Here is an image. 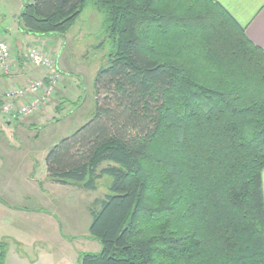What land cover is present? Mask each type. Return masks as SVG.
Returning <instances> with one entry per match:
<instances>
[{"label":"trees","instance_id":"obj_1","mask_svg":"<svg viewBox=\"0 0 264 264\" xmlns=\"http://www.w3.org/2000/svg\"><path fill=\"white\" fill-rule=\"evenodd\" d=\"M23 1L22 32L65 39L90 4L111 45L44 159L56 185L111 178L76 264H264V51L214 0Z\"/></svg>","mask_w":264,"mask_h":264},{"label":"rangeland","instance_id":"obj_2","mask_svg":"<svg viewBox=\"0 0 264 264\" xmlns=\"http://www.w3.org/2000/svg\"><path fill=\"white\" fill-rule=\"evenodd\" d=\"M10 35L12 36L8 41H13L16 34ZM37 38L49 40L50 37ZM51 38L52 40L48 41L51 45L45 42L46 46L37 47L38 44H33L24 50L26 52L30 48H37L44 56L56 62L57 55L53 43L61 40L59 68L63 74L60 71L57 85L38 111L30 116L16 119L19 122L26 121L27 124L31 118L41 114L39 125L29 127L28 124L15 123L16 126L11 131L13 137L9 141L15 147L13 150L16 151L10 153L6 142L2 139L1 155L9 162L24 163L33 160L32 162L37 164L41 161L44 151L47 154L60 140L69 137L87 123L94 113V81L98 71L106 66L108 55L111 52V45L104 32L103 16L88 4L65 39ZM25 69L27 74L32 76L31 79L43 78L38 69L30 65ZM65 79L70 80L72 84ZM63 82L69 85L67 97L62 88ZM110 184L111 178L104 176L98 181L95 191L82 190L76 186L48 187V193L44 197L46 198L44 206L61 223V237L66 240L68 259L77 257L79 252L98 253L100 251L99 244L88 239V229L91 223L90 209L96 200L105 199L109 194ZM6 203L12 202L6 200ZM22 204L28 207L34 205V202L25 201ZM48 236L53 241L51 230Z\"/></svg>","mask_w":264,"mask_h":264},{"label":"crops","instance_id":"obj_3","mask_svg":"<svg viewBox=\"0 0 264 264\" xmlns=\"http://www.w3.org/2000/svg\"><path fill=\"white\" fill-rule=\"evenodd\" d=\"M214 1L244 30L246 38L264 51V0ZM23 5V0H0V34L10 46L13 65L11 75L0 72V107L2 95L7 89L13 86H25L32 80V76L30 77L25 69L29 63L24 57V49L33 44H38L37 47L46 46L45 42L49 44L48 41L52 40L51 37L46 40L28 35L19 29L18 18ZM12 33L16 34L15 38L13 41H8ZM59 43L61 40L53 43V47L57 55L54 72L60 76L62 71L59 68L61 49ZM39 71L42 79H47L49 75ZM65 81L72 84L70 80L65 79ZM68 87L69 85L63 82L65 97L69 95ZM40 117L41 114H37L31 118L27 122L29 127L39 125ZM15 123L27 125L26 121L19 122L16 118L5 116L0 112V243L6 246L4 264H76L78 256L69 258L70 260L66 257V240L61 237L62 226L59 219L44 206L48 187L54 188L56 185L46 178L45 151L41 161L37 160L39 161L37 164L32 162L33 160L24 163L9 162L1 155L2 139L6 142L10 153L16 151L9 141L13 137L11 131L15 128ZM261 188L264 202V167L261 172ZM6 200L12 203H6ZM25 201H32L34 205L25 207L22 204ZM49 230L53 241L48 236Z\"/></svg>","mask_w":264,"mask_h":264},{"label":"built area","instance_id":"obj_4","mask_svg":"<svg viewBox=\"0 0 264 264\" xmlns=\"http://www.w3.org/2000/svg\"><path fill=\"white\" fill-rule=\"evenodd\" d=\"M24 57L31 67L49 76L47 79H32L22 87L13 86L3 93L0 112L16 119L30 116L38 111L59 81V75L54 72L55 62L44 56L37 48L26 50ZM11 59L10 46L0 34V72L2 74H12Z\"/></svg>","mask_w":264,"mask_h":264}]
</instances>
